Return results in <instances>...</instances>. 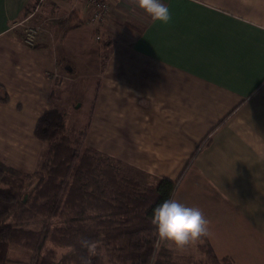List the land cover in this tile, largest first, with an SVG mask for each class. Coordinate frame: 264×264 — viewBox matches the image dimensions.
<instances>
[{
	"label": "crops",
	"instance_id": "obj_1",
	"mask_svg": "<svg viewBox=\"0 0 264 264\" xmlns=\"http://www.w3.org/2000/svg\"><path fill=\"white\" fill-rule=\"evenodd\" d=\"M34 1L0 0V86L8 96L0 102V158L34 170L38 118L60 109L67 92L80 101L88 91V146L124 162L140 182L182 174L172 198L202 211L219 257L232 250L212 238L222 228L246 237L248 252L256 242L262 252L264 0H162L172 13L167 25L122 0L100 29L87 21L85 0H46L44 30L28 46L11 25ZM57 81L81 84L54 96ZM31 254L10 245L6 264H30ZM225 256L237 262L233 252Z\"/></svg>",
	"mask_w": 264,
	"mask_h": 264
},
{
	"label": "trees",
	"instance_id": "obj_2",
	"mask_svg": "<svg viewBox=\"0 0 264 264\" xmlns=\"http://www.w3.org/2000/svg\"><path fill=\"white\" fill-rule=\"evenodd\" d=\"M7 99L0 86V102ZM86 129L69 128L64 112L52 108L35 124L41 148L34 170L0 158V264L9 245L31 251L30 264H186L151 223L182 174L140 182L124 162L88 146ZM210 142L209 135L191 160ZM195 241L202 253L196 264L233 263L216 255L206 235Z\"/></svg>",
	"mask_w": 264,
	"mask_h": 264
},
{
	"label": "rangeland",
	"instance_id": "obj_3",
	"mask_svg": "<svg viewBox=\"0 0 264 264\" xmlns=\"http://www.w3.org/2000/svg\"><path fill=\"white\" fill-rule=\"evenodd\" d=\"M45 1L40 5L39 0H35L34 3L29 6L28 12L25 14V16L13 24V28L16 29V31H18L20 35L22 31V25L20 24V22H22V20L24 19H26L25 22H27L28 24L40 27L38 29L37 36L40 34L41 31L44 30L43 23H42L43 20L41 19V16H42L41 6L45 3ZM18 37L21 39L20 36ZM80 84L81 82H78L71 87L70 86L71 83H69L68 81H62V82L57 81L53 87L54 96L58 95L61 89L60 86L69 87L72 90L73 87L78 86ZM91 97H92V94L86 91V92H82V98L80 101H73V93L72 91H69L62 98L61 102L58 104V107L60 108V110L64 112L65 122L67 123L69 128L73 130H77L78 128H82L86 125V121L88 119V115L90 112L89 110L92 104ZM225 231L222 228V232H218L219 237L212 235V238L215 240L217 246L221 247L222 251H223L222 248L227 247L230 250L232 248L233 251L227 250L228 252L226 253H223L225 252L223 251L222 252L223 256H225L227 253L232 254L233 252V254H235L237 257V262L235 264H264V247H262L263 248L262 252L259 251L261 248V245L259 242H256L255 244H253L255 251L248 252V247L251 246L252 243L249 244L246 237H244L241 233L236 232L238 236L240 235L238 238L236 235H232L230 229L226 232ZM224 234H227V236H225ZM243 238L245 239V242L242 241ZM225 239L227 240V242L225 241ZM238 239H239V244L237 243ZM208 242L210 243V241ZM172 247L175 248L174 246ZM256 247L258 250H256ZM54 248L58 249L59 252L62 251L61 248H58L55 246ZM175 250L178 253L177 258H179V261L184 262L186 264L199 263L200 259L202 258V253L197 248L196 241L191 242L189 245L183 248H180V249L175 248Z\"/></svg>",
	"mask_w": 264,
	"mask_h": 264
},
{
	"label": "clouds",
	"instance_id": "obj_4",
	"mask_svg": "<svg viewBox=\"0 0 264 264\" xmlns=\"http://www.w3.org/2000/svg\"><path fill=\"white\" fill-rule=\"evenodd\" d=\"M136 6L154 24L167 25L172 20L170 7L162 0H136ZM159 241L183 248L208 233V221L198 207L186 205L175 198L165 199L152 212Z\"/></svg>",
	"mask_w": 264,
	"mask_h": 264
},
{
	"label": "built area",
	"instance_id": "obj_5",
	"mask_svg": "<svg viewBox=\"0 0 264 264\" xmlns=\"http://www.w3.org/2000/svg\"><path fill=\"white\" fill-rule=\"evenodd\" d=\"M45 0H39L40 5ZM122 0H85V4L87 6V21L91 23H95L98 25L100 29V25L106 22L109 18V14L111 12V5L112 3H118ZM39 5V6H40ZM26 19L22 20L20 24L22 25L21 31V40L24 44L28 46H33L35 39L37 37L39 26H33L25 22ZM13 27V25H11ZM96 40H100V36H96Z\"/></svg>",
	"mask_w": 264,
	"mask_h": 264
}]
</instances>
